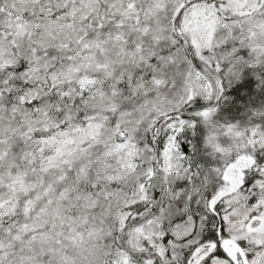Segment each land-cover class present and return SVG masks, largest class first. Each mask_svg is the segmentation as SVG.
Masks as SVG:
<instances>
[{
	"label": "snow or ice",
	"instance_id": "1",
	"mask_svg": "<svg viewBox=\"0 0 264 264\" xmlns=\"http://www.w3.org/2000/svg\"><path fill=\"white\" fill-rule=\"evenodd\" d=\"M0 264H264V0H0Z\"/></svg>",
	"mask_w": 264,
	"mask_h": 264
},
{
	"label": "trees",
	"instance_id": "2",
	"mask_svg": "<svg viewBox=\"0 0 264 264\" xmlns=\"http://www.w3.org/2000/svg\"><path fill=\"white\" fill-rule=\"evenodd\" d=\"M235 118L237 119H243V115L241 111H237L234 113Z\"/></svg>",
	"mask_w": 264,
	"mask_h": 264
}]
</instances>
